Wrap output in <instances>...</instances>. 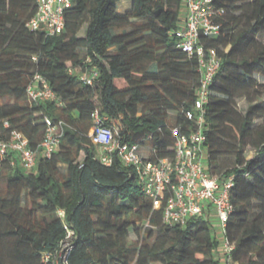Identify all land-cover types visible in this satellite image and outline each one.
Returning <instances> with one entry per match:
<instances>
[{
  "label": "trees",
  "instance_id": "obj_1",
  "mask_svg": "<svg viewBox=\"0 0 264 264\" xmlns=\"http://www.w3.org/2000/svg\"><path fill=\"white\" fill-rule=\"evenodd\" d=\"M214 1L225 9L221 32L201 36L222 57L205 106L208 163L214 174L234 176L228 222L234 260L264 264V105L251 95L264 84L256 77L264 75V0ZM116 2L73 0L63 32L47 34L27 27L36 0H0V133L19 129L38 149L46 116L71 124L35 169L26 170L12 152L1 162L0 264H53L43 254L60 246L68 228L74 230L68 264H221L206 218L164 224L131 166L96 157L89 131L97 107L122 123L123 139L173 155L168 124L188 125L185 110L200 83L198 58L174 35L183 0H130L124 10ZM93 68L98 78L84 83L80 72ZM36 73L62 104L30 103L27 86ZM241 97L249 102L245 112ZM249 145L255 150L246 157ZM227 157L234 165L225 169Z\"/></svg>",
  "mask_w": 264,
  "mask_h": 264
},
{
  "label": "built area",
  "instance_id": "obj_2",
  "mask_svg": "<svg viewBox=\"0 0 264 264\" xmlns=\"http://www.w3.org/2000/svg\"><path fill=\"white\" fill-rule=\"evenodd\" d=\"M36 2V13L27 21V27L47 34L63 32L66 11L73 5V0ZM183 5L182 21L174 35L179 48L198 58L200 83L192 106L185 110L188 125L168 124L174 138V154L159 156L151 146L146 149V145L123 139L122 123L119 120L110 122L109 116L102 114L99 107L92 112L93 126L89 135L97 147L96 157L102 163L111 165L118 159L134 169L145 194L153 200L154 208L162 209L164 224H184L192 217L203 216L213 226V218H216L220 228L216 238L221 264H237L233 257L236 243L228 235V222L234 209L231 198L234 176L214 174L208 163L205 106L209 101L210 85L221 68L222 57L216 48L201 41L202 35L210 37L221 32L225 9L218 7L214 0H183ZM70 70L74 71L73 68ZM98 76L97 68L79 74L87 84H93ZM27 95L30 103L55 101L62 104L50 82L40 73H36L27 86ZM45 124V137L38 149L30 146L27 135L19 129H12L7 135L0 133V164L10 152L18 156L26 170L36 168L40 155L51 157L60 146L65 128L71 124L50 116L45 117ZM9 125L5 120L4 126ZM59 212L65 215L64 209ZM68 229L59 247L44 252L45 261L68 264L74 236V230Z\"/></svg>",
  "mask_w": 264,
  "mask_h": 264
},
{
  "label": "rangeland",
  "instance_id": "obj_3",
  "mask_svg": "<svg viewBox=\"0 0 264 264\" xmlns=\"http://www.w3.org/2000/svg\"><path fill=\"white\" fill-rule=\"evenodd\" d=\"M125 4L126 2L124 0H117L116 2V5L118 6V8L120 10H124L125 8ZM81 34L84 33V29L81 30L80 32ZM259 39H264L263 36H260ZM151 68H155V65H151ZM256 77L259 81H261L262 83H264V75H262L261 73H257L256 74ZM253 97H255V100L254 102H260L261 105H264V84H260L258 85L255 90H253L252 94H251ZM3 101L0 100V103H2ZM238 105H239V108L245 112L246 109L248 108V105H249V102L248 100L245 98V97H241L238 99ZM263 119L262 118H258L256 119V123H259L261 122ZM150 145H146V149H149ZM254 147L249 145L246 152H245V155L246 157H251L254 153ZM234 165V158H231V157H227L226 159H224V168H228V167H231ZM212 233L214 236H216L217 233H220V228L218 226V222L216 221V218H213V226H212ZM217 237V236H216ZM4 255L7 259H11L12 258V253H11V250H10V247L9 246H5L4 250Z\"/></svg>",
  "mask_w": 264,
  "mask_h": 264
},
{
  "label": "crops",
  "instance_id": "obj_4",
  "mask_svg": "<svg viewBox=\"0 0 264 264\" xmlns=\"http://www.w3.org/2000/svg\"><path fill=\"white\" fill-rule=\"evenodd\" d=\"M124 1L126 2L124 9H126L130 6L131 2H130V0H124Z\"/></svg>",
  "mask_w": 264,
  "mask_h": 264
}]
</instances>
